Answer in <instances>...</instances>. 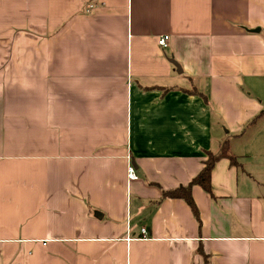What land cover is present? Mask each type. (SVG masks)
<instances>
[{
	"label": "crops",
	"instance_id": "1",
	"mask_svg": "<svg viewBox=\"0 0 264 264\" xmlns=\"http://www.w3.org/2000/svg\"><path fill=\"white\" fill-rule=\"evenodd\" d=\"M0 264H264V0H0Z\"/></svg>",
	"mask_w": 264,
	"mask_h": 264
},
{
	"label": "trees",
	"instance_id": "2",
	"mask_svg": "<svg viewBox=\"0 0 264 264\" xmlns=\"http://www.w3.org/2000/svg\"><path fill=\"white\" fill-rule=\"evenodd\" d=\"M222 157H228L233 165H236L238 163L237 158L229 154L227 145L223 144L222 149L219 153H208V158L205 160L203 169L187 186H180L176 189L165 192L164 197H179L185 199L192 207L195 214H197L198 210L191 194V188L194 184H199L207 192L212 193V171L217 161H219V159H221Z\"/></svg>",
	"mask_w": 264,
	"mask_h": 264
},
{
	"label": "built area",
	"instance_id": "3",
	"mask_svg": "<svg viewBox=\"0 0 264 264\" xmlns=\"http://www.w3.org/2000/svg\"><path fill=\"white\" fill-rule=\"evenodd\" d=\"M93 6H94V5L91 4V5L89 6V9H91ZM169 39H170V36L167 35V34H165V35H163V36H161V37L159 38L158 43H159V45H161V46H163V47H166V46L168 45V43H169ZM128 175H129V178H130V179H135V178H137V174H136V171H135V167H134L132 164L129 165V167H128ZM146 232H147V228H146V227H143V228H142V233L145 234Z\"/></svg>",
	"mask_w": 264,
	"mask_h": 264
},
{
	"label": "water",
	"instance_id": "4",
	"mask_svg": "<svg viewBox=\"0 0 264 264\" xmlns=\"http://www.w3.org/2000/svg\"><path fill=\"white\" fill-rule=\"evenodd\" d=\"M171 62L174 64V66L177 68L178 72H182V68L181 65L179 64V62H177L175 59L170 58Z\"/></svg>",
	"mask_w": 264,
	"mask_h": 264
}]
</instances>
